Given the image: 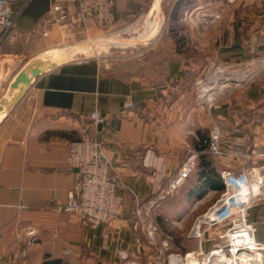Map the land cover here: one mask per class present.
Returning a JSON list of instances; mask_svg holds the SVG:
<instances>
[{"label": "crops", "instance_id": "crops-1", "mask_svg": "<svg viewBox=\"0 0 264 264\" xmlns=\"http://www.w3.org/2000/svg\"><path fill=\"white\" fill-rule=\"evenodd\" d=\"M177 2L164 3L172 23ZM50 3H10L18 10L13 44L0 26V260L42 264L49 255L66 264H158L159 255L195 254L200 246L206 251L222 245L216 238L225 226L206 229L200 241L191 235L192 220L221 191L199 177L198 160L183 185L151 209L159 231L154 241L131 216L136 204L153 197L191 152L205 154L220 180L222 171L240 170L241 153L247 154L248 167L264 164V72L219 97L210 109L198 104L191 87L211 63L264 55V0H183L175 19L180 29L166 31L169 46L156 50L169 55L160 82L145 83L95 56L64 60L34 77L19 101L5 110L2 100L15 92L10 82L29 60L40 58V50L107 28L87 20L85 26L53 25L49 36L41 37L34 29ZM160 6L161 0H115L113 24ZM68 8L76 9L72 4ZM178 36L185 41L182 47L174 41ZM209 111L223 134L219 156L206 152ZM91 112L105 118L90 132L103 142L109 174L125 197L122 216L108 224L91 225L79 214L55 208L67 201L78 180L65 157ZM247 221L253 239L264 245V199L251 205ZM29 228L36 231L37 242L24 258L19 252ZM164 258L160 264H166Z\"/></svg>", "mask_w": 264, "mask_h": 264}, {"label": "built area", "instance_id": "built-area-1", "mask_svg": "<svg viewBox=\"0 0 264 264\" xmlns=\"http://www.w3.org/2000/svg\"><path fill=\"white\" fill-rule=\"evenodd\" d=\"M13 0H0V26L10 44L14 43L16 31L14 28L18 10H12L10 3ZM25 3L28 0H19ZM234 0H227L233 2ZM75 6L71 12L69 5ZM115 0H51L46 14L38 21L34 31L41 37H48L53 25L65 26L76 23L85 26L87 20H93L97 25L108 27L115 21ZM218 17V15H216ZM215 17V18H216ZM264 72V55H258L237 62L211 63L205 77L195 81L196 99L198 104H206L210 109L218 95L222 94L223 81H231L234 87H240L248 80ZM225 73V74H224ZM132 102H127L130 107ZM211 129L209 134L207 153L219 156L222 153V130L213 117L208 113ZM105 118L97 112H91L89 121L81 126L79 135L68 144L66 163L75 168L78 180L73 190L68 192L65 203H57L56 210L81 215L89 224H108L119 219L123 214L125 197L118 192L113 179L109 174L111 161L105 154L103 142L90 129L98 124H103ZM198 152H191L180 166L174 170L162 183L153 197L137 203L131 218L144 229L146 236L154 241L159 234L158 226L152 218L151 209L158 202L173 195L196 169ZM241 168L238 172L225 170L221 172L224 188L214 204L203 214L197 217L191 235L201 240L203 232L216 225H225L224 232L220 237L225 242L210 250L233 254L240 249L257 250L260 253V264H264V245L255 241L252 236L251 226L247 221V211L255 202L264 199V164L258 167L246 166L247 154L239 155ZM203 226H206L203 228ZM24 243L20 249L21 257H26L29 250L37 242L36 231L32 228L25 230ZM249 237V238H248ZM164 249L168 244L162 241ZM195 253L198 259L207 254L201 246ZM191 252V253H192ZM190 253V252H189ZM189 253H167L159 255L156 263L160 264L163 258L166 264H174L185 259ZM184 255V256H182ZM121 259L126 260L127 255L119 252ZM0 264H6L0 260ZM127 264H139L128 261Z\"/></svg>", "mask_w": 264, "mask_h": 264}, {"label": "rangeland", "instance_id": "rangeland-1", "mask_svg": "<svg viewBox=\"0 0 264 264\" xmlns=\"http://www.w3.org/2000/svg\"><path fill=\"white\" fill-rule=\"evenodd\" d=\"M164 3L165 0H161V10H153L152 8L147 15L144 14V16H140L117 26L112 24L107 28H104L103 31L91 35L88 38H82L78 41L72 42L67 41L61 44H51L46 46L43 50H40L36 55L38 57L44 56L48 60L49 57L56 58L58 59L56 62L95 56L104 63L108 62L112 66L119 67L124 74L126 73L127 75L137 78L145 83L153 84L160 82L165 73V66L169 59L168 54L159 55L156 53L158 48H161L164 45L169 46V40L163 37L165 32L169 30V7L167 3ZM152 34L154 35L152 36ZM161 34L163 35L160 39ZM144 35H147L148 37H142ZM71 46H79L80 49H83L80 52H70L67 55V52L73 48L68 49V47ZM210 65L211 64H209L208 67ZM208 67L201 72L197 79H202L203 82L207 81L205 74ZM195 81L192 82L191 87L192 94L196 99ZM223 83L225 86L222 88V94L217 96L218 98L228 94L235 86L231 81H223ZM217 198L211 200V204L208 208L198 214L194 220H192L190 225L193 226L197 217L205 213L214 204ZM216 226L223 227L225 225ZM216 240L219 243H222L220 240L225 242V239L222 237H220V239L216 238ZM212 249L204 250L207 254L203 256V259L201 257L197 259L195 254H192L194 255L193 258L190 255V257L185 259L181 264H214L216 260L221 257L225 259L226 264H241L237 258L242 253H246L239 250L236 253L226 255L221 251H213L209 256L208 252Z\"/></svg>", "mask_w": 264, "mask_h": 264}, {"label": "water", "instance_id": "water-1", "mask_svg": "<svg viewBox=\"0 0 264 264\" xmlns=\"http://www.w3.org/2000/svg\"><path fill=\"white\" fill-rule=\"evenodd\" d=\"M56 65L51 60L31 59L29 60L13 77L9 84V89L15 90L13 96L8 100H2L5 110L16 104L19 99L25 94L31 81L34 77L44 72L46 69L52 68ZM98 128L101 124L97 125Z\"/></svg>", "mask_w": 264, "mask_h": 264}, {"label": "trees", "instance_id": "trees-1", "mask_svg": "<svg viewBox=\"0 0 264 264\" xmlns=\"http://www.w3.org/2000/svg\"><path fill=\"white\" fill-rule=\"evenodd\" d=\"M182 1L183 0H178V2L173 8V11L171 12V17H172L171 20H173V23L169 21V29L173 27L172 29L177 30V28L179 27V25L176 24L175 19L177 16L176 15L177 10L180 8V3H182ZM174 41L177 42V46L179 47H182L185 45L184 39L181 38L180 36H178V38H176ZM197 160L199 162L198 164L199 165V168H198L199 177L207 180L210 187H213L215 189L222 191L224 188L222 178L221 180L219 179L218 175L214 171V168L211 166L210 161L207 160L206 155L198 154ZM42 264H66V263L60 258H54L49 255H46L43 259Z\"/></svg>", "mask_w": 264, "mask_h": 264}, {"label": "bare ground", "instance_id": "bare-ground-1", "mask_svg": "<svg viewBox=\"0 0 264 264\" xmlns=\"http://www.w3.org/2000/svg\"><path fill=\"white\" fill-rule=\"evenodd\" d=\"M156 10H159V8L157 7ZM156 33V32H155ZM154 34H152L153 36ZM147 35H144L142 37H146ZM148 37V36H147ZM150 37V36H149ZM73 47V48H72ZM72 48L70 51L67 52V55L70 53V52H80L82 49H80L79 46H71V47H68V49ZM40 60H48L47 58H45L44 56H40L39 58ZM62 59V58H61ZM49 60L56 62V58H50L49 57ZM225 74V73H224ZM225 86V85H224ZM249 238V237H248ZM242 252H246V253H242L238 258L237 260L241 263V264H260V253L259 251L257 250H248V249H240ZM239 250L235 251L234 253L238 252ZM213 253V252H212ZM190 255L192 256V258L194 257V255L192 254H188L186 256L185 259H188L190 257ZM185 259H182L180 262H176L174 264H181L182 262L185 261ZM214 264H226V261L223 257H221L220 259L218 258L216 260V262Z\"/></svg>", "mask_w": 264, "mask_h": 264}]
</instances>
